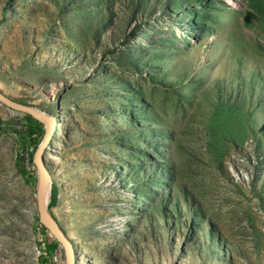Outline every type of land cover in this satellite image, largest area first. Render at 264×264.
Wrapping results in <instances>:
<instances>
[{
    "label": "rangeland",
    "instance_id": "374dc122",
    "mask_svg": "<svg viewBox=\"0 0 264 264\" xmlns=\"http://www.w3.org/2000/svg\"><path fill=\"white\" fill-rule=\"evenodd\" d=\"M0 93L77 264H264V0H0ZM0 121V264H67Z\"/></svg>",
    "mask_w": 264,
    "mask_h": 264
},
{
    "label": "water",
    "instance_id": "95a60500",
    "mask_svg": "<svg viewBox=\"0 0 264 264\" xmlns=\"http://www.w3.org/2000/svg\"><path fill=\"white\" fill-rule=\"evenodd\" d=\"M0 102L9 108L18 110L31 116L38 122L45 125V134L43 140L34 155V162L37 165L40 173L37 191V211L39 215V221L64 247L67 264H77V256L72 241L60 228L58 222L50 214L48 205H46L52 178L50 171L45 164V155L54 136L56 121L49 115H46L33 107L17 103L2 93H0ZM49 196H51V193Z\"/></svg>",
    "mask_w": 264,
    "mask_h": 264
},
{
    "label": "trees",
    "instance_id": "16d2710c",
    "mask_svg": "<svg viewBox=\"0 0 264 264\" xmlns=\"http://www.w3.org/2000/svg\"><path fill=\"white\" fill-rule=\"evenodd\" d=\"M28 118L31 119L32 121H34V122L36 123V125H38V126L42 124V123L38 122L37 120H35L34 118H32V117L29 116V115H28ZM5 126H6L7 128L9 127L8 124L2 123V122L0 121V134L4 133V131H6ZM26 129H28V133H27L26 135L31 139V136H33V135L35 134V133H34L35 131H34L33 127L26 128ZM44 134H45V133L42 132L40 138H39L38 140L34 141V143H33L32 146H33V149H34L35 152H36V150L38 149V146L40 145V143H41V141H42L41 138L43 139ZM35 152H34V153H30L29 156H30L31 158H33ZM21 173H23V174L25 173L24 168L21 169ZM52 198H53L54 200L57 198V190H55L54 188H52ZM55 250H56V247H54V246L49 245V246L47 247V249H46L45 252H46L47 256L50 257V259H48V258H43V261L46 260V261H44V263L49 262V260L51 261V259H52V257H53V252H54Z\"/></svg>",
    "mask_w": 264,
    "mask_h": 264
},
{
    "label": "bare ground",
    "instance_id": "6f19581e",
    "mask_svg": "<svg viewBox=\"0 0 264 264\" xmlns=\"http://www.w3.org/2000/svg\"><path fill=\"white\" fill-rule=\"evenodd\" d=\"M55 131H56V129H55ZM53 185H52V181H51V185H50V191H49V193H48V200H47V203H46V205H48L49 204V202H50V193H52V187Z\"/></svg>",
    "mask_w": 264,
    "mask_h": 264
}]
</instances>
